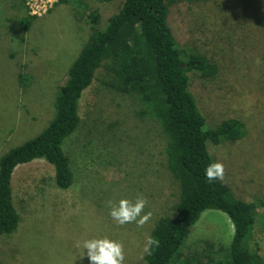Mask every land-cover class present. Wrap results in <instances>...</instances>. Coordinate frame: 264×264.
<instances>
[{
    "label": "rangeland",
    "instance_id": "374dc122",
    "mask_svg": "<svg viewBox=\"0 0 264 264\" xmlns=\"http://www.w3.org/2000/svg\"><path fill=\"white\" fill-rule=\"evenodd\" d=\"M21 1L0 0V159L38 136L55 119L56 90L65 84L81 49L93 40L91 26L64 7L34 19L32 33H21L15 22L28 14ZM122 1L90 2L100 27L118 12ZM215 2L191 8L182 5L173 14L172 27L181 45L195 44L207 54L215 51V34L225 26H234L236 36L245 37L242 48L227 52L234 67L223 70L214 81L193 75L192 91L210 126L234 118L248 121L245 141L239 145L212 144L211 152L216 162L224 165V179L242 199L251 202L264 198V91L256 89L258 79L263 78L252 60L251 35H242L238 23L242 17L261 16L264 0ZM24 73L33 78L29 91L20 89L17 82ZM117 112L99 82L85 92L81 101L83 127L67 146L76 174V185L70 191L52 186L53 168L45 161L17 169L13 191L21 223L17 234L0 241V264H89L86 254L80 259L83 249H77L75 243L105 237L123 244V264L145 260L143 249L149 230L156 218L169 211L173 202L169 195L176 187L166 182L154 165L155 160H161L160 142L153 139L149 143L150 158L136 156L137 148L128 143H119V147L111 144L110 137H121L126 129L136 144L146 141L143 128H136L137 120L131 113L115 135L104 134V125L115 122ZM140 195L147 200L142 215L152 212L143 227L135 223L120 226L109 216L107 201H134ZM153 199L158 203L153 204ZM233 232L227 216L208 212L194 228L189 243L196 245L207 239L227 243Z\"/></svg>",
    "mask_w": 264,
    "mask_h": 264
},
{
    "label": "trees",
    "instance_id": "16d2710c",
    "mask_svg": "<svg viewBox=\"0 0 264 264\" xmlns=\"http://www.w3.org/2000/svg\"><path fill=\"white\" fill-rule=\"evenodd\" d=\"M103 1L114 0H59L54 7L72 9L76 19L91 26L93 40L81 49L65 84L56 90L55 119L38 136L1 156L0 241L17 234L21 223L13 191L18 168L45 161L53 168L54 188L68 192L75 187L67 146L83 127L82 98L99 82L118 109L115 122L106 125L99 119L105 124L104 134L115 135L129 113L137 120L136 128L145 133L143 144H136L129 129L121 137H110L111 144L128 143L137 148L136 156L150 158L149 143L160 142L161 160L154 165L176 187L169 195L173 198L169 211L156 218L149 230L159 246L141 264H264V198L248 202L225 179L211 183L205 179V168L216 162L211 145H239L248 136V121L234 118L210 126L192 91L193 75L214 81L223 70L234 67L227 52L242 48L245 37L236 36L234 26H225L215 34L218 45L209 55L195 44L177 41L173 14L182 5L205 6L216 0H123L118 12L100 27L90 2ZM33 20L27 14L15 23L27 35L32 33ZM238 26L242 35H251L252 60L263 78L256 89L264 91V13L257 19L242 17ZM17 82L22 90L32 89L33 78L28 74H19ZM208 212L229 218L234 230L231 240L190 244L194 228Z\"/></svg>",
    "mask_w": 264,
    "mask_h": 264
},
{
    "label": "clouds",
    "instance_id": "9594fccd",
    "mask_svg": "<svg viewBox=\"0 0 264 264\" xmlns=\"http://www.w3.org/2000/svg\"><path fill=\"white\" fill-rule=\"evenodd\" d=\"M225 168L222 163H210L205 168V179L211 183L213 181H223ZM147 200L142 195L137 196L134 201L129 199H120L118 203L112 200L107 201L109 216L120 226L135 223L137 227H143L152 217V212L145 214L144 209ZM159 246V241L154 237L148 236L144 245V253L151 254L154 247ZM77 249H83L80 259L87 256L89 264H123L125 260L123 244L115 240L105 238H93L77 241Z\"/></svg>",
    "mask_w": 264,
    "mask_h": 264
},
{
    "label": "built area",
    "instance_id": "2783aa9c",
    "mask_svg": "<svg viewBox=\"0 0 264 264\" xmlns=\"http://www.w3.org/2000/svg\"><path fill=\"white\" fill-rule=\"evenodd\" d=\"M28 15L33 19H42L54 9L59 0H23Z\"/></svg>",
    "mask_w": 264,
    "mask_h": 264
}]
</instances>
